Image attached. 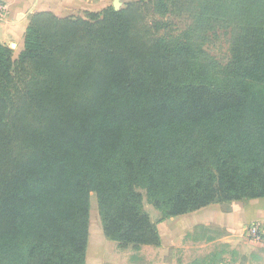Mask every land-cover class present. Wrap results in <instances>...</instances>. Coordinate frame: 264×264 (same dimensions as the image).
<instances>
[{"label":"trees","instance_id":"1","mask_svg":"<svg viewBox=\"0 0 264 264\" xmlns=\"http://www.w3.org/2000/svg\"><path fill=\"white\" fill-rule=\"evenodd\" d=\"M136 186L166 219L264 198V0L37 12L0 45V264H85L90 192L107 239L159 246Z\"/></svg>","mask_w":264,"mask_h":264},{"label":"rangeland","instance_id":"2","mask_svg":"<svg viewBox=\"0 0 264 264\" xmlns=\"http://www.w3.org/2000/svg\"><path fill=\"white\" fill-rule=\"evenodd\" d=\"M45 1L44 8L55 10L56 7H62L60 0H41ZM70 8L61 12L64 17H85L86 13L100 12L108 7H113L114 0H73ZM138 0H118L117 9L120 10L129 2ZM146 3H153L154 0H144ZM78 3V5H77ZM51 4V6H50ZM53 13V12H51ZM54 14V13H53ZM55 15V14H54ZM57 16V15H56ZM32 17V16H31ZM58 17V16H57ZM164 18L171 22L170 31H164L162 34L170 32L171 34L182 36L187 30L188 18ZM151 20V15H148ZM25 35V32H24ZM220 39L212 45L205 44L204 50L222 63L226 62L229 56V43L227 38H223L220 33ZM24 38V36H23ZM24 40V39H23ZM5 45V44H4ZM9 48L8 45H5ZM13 50H12V58ZM16 60V57H14ZM262 86H258L261 88ZM257 90V88H256ZM135 191L140 193L142 211L149 217L153 226L157 229L163 226L165 213L150 203L146 189L142 186H136ZM242 202V201H241ZM249 202L248 200L243 203ZM224 205L223 210L228 207ZM256 223L248 225L240 233L235 235V244H226L215 242L213 245L210 227L206 230L193 228L191 232L179 237L180 245L163 249L161 245L148 248H134L132 244L121 245L116 241L107 239L102 232L101 219L98 211V202L95 192L89 193V228L88 243L85 253V264H264V241L260 238L250 237L247 230ZM209 229V230H208ZM178 238V236H177Z\"/></svg>","mask_w":264,"mask_h":264},{"label":"crops","instance_id":"3","mask_svg":"<svg viewBox=\"0 0 264 264\" xmlns=\"http://www.w3.org/2000/svg\"><path fill=\"white\" fill-rule=\"evenodd\" d=\"M0 1L8 7L5 19L0 21V45H8L16 58L23 50L24 32L34 13L53 12L59 17L63 15L61 12L69 9L70 4L74 2L73 0H60L62 7H56L54 10L53 8H44L42 3L46 6L49 4L41 0ZM223 206L222 204H211L182 216L165 219L163 226L157 228L161 247L163 249L177 248L180 245L179 237L191 232L198 225L216 226L227 232V236L209 242L211 245L215 242L235 244V235L248 225L258 223L264 226V198L253 199L247 203L234 201L229 203L224 210ZM148 247L151 246H142V248Z\"/></svg>","mask_w":264,"mask_h":264},{"label":"built area","instance_id":"4","mask_svg":"<svg viewBox=\"0 0 264 264\" xmlns=\"http://www.w3.org/2000/svg\"><path fill=\"white\" fill-rule=\"evenodd\" d=\"M8 11V7L5 3L0 1V21L4 20ZM248 235L254 238H260L264 234V226L256 223L252 225L248 230Z\"/></svg>","mask_w":264,"mask_h":264},{"label":"water","instance_id":"5","mask_svg":"<svg viewBox=\"0 0 264 264\" xmlns=\"http://www.w3.org/2000/svg\"><path fill=\"white\" fill-rule=\"evenodd\" d=\"M117 7H118V0H114L113 1V9L118 11Z\"/></svg>","mask_w":264,"mask_h":264}]
</instances>
